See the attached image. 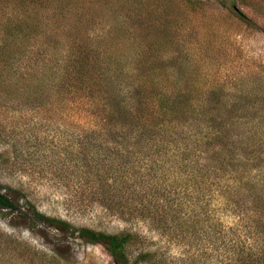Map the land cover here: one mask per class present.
<instances>
[{
  "label": "rangeland",
  "instance_id": "rangeland-1",
  "mask_svg": "<svg viewBox=\"0 0 264 264\" xmlns=\"http://www.w3.org/2000/svg\"><path fill=\"white\" fill-rule=\"evenodd\" d=\"M234 1L236 10L231 0H0V24L11 21L15 4L19 10L34 13L33 23L39 25L41 34L25 40V63L38 61L39 49L57 48L58 58L64 59L73 43H85L102 51L101 61L119 60L129 66L127 74L137 81L132 92L142 86L158 93L175 88L179 92L216 90L222 93V108L230 112L232 107V115L245 114L235 117L236 124L264 128V15ZM247 1L264 5V0ZM52 88L46 91L53 94ZM130 93L129 88L127 97ZM103 104L91 107L84 97L78 104L65 99L55 107H41L21 94L15 98L0 95V191L19 207L28 209L32 203L45 216L76 228L139 234L143 242L130 249L131 258L148 251L155 254L154 264H230L234 245L250 244L255 252L264 246V227L257 232L255 222L238 216L234 202H227L218 190L224 184L200 191L205 193L201 200L196 191V200L183 201L186 209L179 218L186 225L182 231L156 230L148 221L126 220L128 214L123 218L118 209L102 205L96 197L108 190L102 182L104 165L100 161L99 174L92 171L91 159L84 152L89 150L87 129L96 131L100 121L99 113L97 118L91 113ZM137 171L130 172V184L140 182L142 174ZM250 174L252 181L264 185V166ZM108 183L116 188L121 185L113 180ZM240 189L247 192L249 186ZM132 194L128 200L136 204L130 197L137 195ZM200 201L207 202L204 209ZM50 226L2 210L0 264H115L102 245Z\"/></svg>",
  "mask_w": 264,
  "mask_h": 264
},
{
  "label": "trees",
  "instance_id": "trees-1",
  "mask_svg": "<svg viewBox=\"0 0 264 264\" xmlns=\"http://www.w3.org/2000/svg\"><path fill=\"white\" fill-rule=\"evenodd\" d=\"M240 1L264 15V5L259 7L247 0ZM231 2V8L236 10V2ZM14 8L17 11L11 15V21L0 24V95L15 98L21 94L41 107H55L65 99L78 104L84 97L91 102V107L105 101L102 109L91 113L94 118L99 113L100 121L96 131L87 129L85 143L89 144V150L84 152L91 159L92 171L98 170L100 161L104 165L102 182L108 190L103 196L96 197L102 205L110 210L118 209L123 218L128 214L126 220L132 217L148 221L156 230L175 228L182 231L186 225L179 218L186 209L183 201L196 200V191L200 193L212 185L224 184L218 189L220 194L227 202H234L241 219L247 217L248 223L255 222L257 232H261L264 227V185L252 181L249 175L264 166L263 127L251 129L245 124H236L235 117L245 114L232 115V107L231 113L226 111L228 107L222 108V93L216 90L179 92L175 88L158 93L150 86H142L132 92L137 81L127 74L129 66L119 60L101 61L102 51L85 43H73L64 59L58 58L57 48L50 52L39 49L38 61L25 63L23 57L28 52L25 40L34 39L41 32L39 25L33 23L34 13L19 10L17 4ZM50 88L54 90L53 94L46 91ZM129 88L131 93L127 97ZM52 95L56 97L54 102ZM134 97L137 99L133 100ZM223 109L225 114H222ZM79 114L80 111L76 112L77 117ZM255 138L258 141L252 142ZM97 156L102 159L98 160ZM118 157L122 160L117 161ZM137 170L142 178L140 182L130 184V172L138 174ZM109 180L121 185L111 187ZM230 181L235 184L231 186ZM243 186L246 189L249 186L247 192H241ZM257 190L258 196L252 200ZM178 191L186 195L178 196ZM130 193L137 195V198L130 197L137 201L136 204L128 200ZM200 194L201 200L205 193ZM200 202L204 209L207 202ZM28 204V209L19 207L0 191V212L18 213L26 219L50 224L57 232L73 238L78 236L89 244L102 245L115 264H154L155 254L148 251L142 250L135 259L131 258L130 249L143 242L139 234H108L76 228L67 221L47 217L32 203ZM254 247L234 245L230 264H264V246L260 249L258 246L257 252Z\"/></svg>",
  "mask_w": 264,
  "mask_h": 264
}]
</instances>
